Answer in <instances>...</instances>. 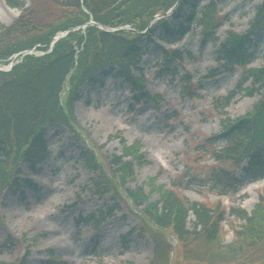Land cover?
<instances>
[{
	"label": "rangeland",
	"instance_id": "rangeland-1",
	"mask_svg": "<svg viewBox=\"0 0 264 264\" xmlns=\"http://www.w3.org/2000/svg\"><path fill=\"white\" fill-rule=\"evenodd\" d=\"M23 1L29 9L27 20L37 16L42 23H52L60 16L51 0ZM209 1L203 0L199 8ZM262 1L217 0L215 17L219 26L205 46L198 23L175 47L164 44L167 49L179 48L184 52L181 63L173 66V75L157 74L164 66L155 50V43L163 33L159 28L152 37L154 44L144 40L147 54L143 56L141 74L146 81L141 88L114 78H108L103 88L82 86L73 112L76 128L81 130L84 140H79L66 126L49 125L44 132L47 158L35 165L39 175L31 172L28 161L21 162L17 186L0 188V263L46 264L54 256L70 264H152L154 232L146 228L148 223L142 222L140 210L144 208H135L125 197L126 188L116 186L120 175L111 165L115 156H123L125 145L136 143L145 156V165H136L135 176L126 181V187L132 190L143 187L146 196H150L149 203L160 200L153 191L155 186L175 188L192 204L206 202L215 208L222 201L227 210L221 225L223 245L228 247L236 242V233L245 222L231 215L230 210L250 214L264 197V179L251 180V173L243 170L248 159L239 166L215 160L223 155L227 144L209 140L224 132L225 120H237L251 113L263 92L253 96L244 92L251 89L250 79L243 81L244 89L239 93L238 84L246 76L243 68L229 74L216 62L215 54L230 32L240 35L251 30V21ZM181 9L183 18L194 10L190 4ZM21 14L22 9L0 0V23L5 27ZM256 38L257 58L248 68L264 65V31L258 32ZM134 74L139 77L140 72ZM232 92L236 96L221 114L220 99ZM88 144L98 155L100 169L90 171L86 166L81 152ZM224 168L233 187L224 188L218 182ZM104 175L109 181L101 196L95 181L102 185L99 178ZM28 179L32 186L23 184ZM152 179L156 180L153 185L149 183ZM225 191L228 196H219ZM112 208L115 211L111 212ZM195 222V216L191 215L188 223L191 232ZM46 226L61 230L55 234L63 240L61 247L50 244L44 233ZM164 239L174 250L171 263L165 264H264V242L224 258L216 256L217 250L205 243L182 244L170 235ZM64 245L70 250L62 249Z\"/></svg>",
	"mask_w": 264,
	"mask_h": 264
},
{
	"label": "trees",
	"instance_id": "trees-1",
	"mask_svg": "<svg viewBox=\"0 0 264 264\" xmlns=\"http://www.w3.org/2000/svg\"><path fill=\"white\" fill-rule=\"evenodd\" d=\"M203 0H51L57 6L60 16L54 22H41L37 16L27 20V4L23 0H7L13 8L23 9L21 18L10 27L0 23V66L11 62V57L34 47L46 52L43 57L35 55L23 57L20 64L15 65L11 72L0 71V188L11 184V177L16 174V167L21 160H29L35 171V161L46 158L44 132L51 124H59L73 130L79 140H84L81 130H77L74 106L80 99L82 86L105 87L108 78L123 80L134 88H141L145 77L134 76L133 70H141L145 38L153 44L150 37L156 28L163 32L160 39L169 44L183 40L193 31L198 23L201 25L204 46L210 37L215 36L217 23L216 2L210 0L204 8L199 5ZM180 3L179 11L174 14L177 23L167 20L160 21L142 34L158 14L168 11L174 4ZM190 4L193 12L183 18L181 8ZM26 11V12H25ZM99 23L104 30L89 26L85 31L76 30L87 25L90 18ZM37 18V19H35ZM131 26L138 33L120 31L107 33L109 29ZM247 34L230 32L226 41L220 44L215 56L226 72L235 68H244L257 58L258 32L264 31V0L256 8L254 19ZM76 30V31H75ZM68 32L65 38L58 40L52 52L51 44L59 33ZM215 40V37L213 38ZM157 53L163 57L165 66L158 75L174 71L176 59H182L183 53L178 50L168 52L156 46ZM238 85V92L243 91L253 96L262 91V99L251 113L237 120H225L224 132L210 141H225L226 150L216 160L240 165L246 159L249 163L244 169L251 173V180L264 178V65L245 72ZM252 80V87L242 89L243 81ZM243 90V91H242ZM236 94L230 93L220 99L222 109L230 106ZM134 98H137L136 96ZM145 98H149L145 95ZM213 143V142H212ZM209 143V144H212ZM89 145V144H88ZM123 156H115L111 165L120 175L119 183L126 188L125 197L143 214V224L154 232L155 254L152 264L171 262L173 252L171 243L164 237L170 235L179 242L190 244L205 243L213 246L217 255L224 258L228 254H236L243 248H250L264 242V197L249 214L243 210L231 214L244 221V226L236 233L237 241L228 247L223 245L222 223L224 210L222 205L210 207L208 204H191L184 196L164 186L153 187L160 200L149 203L143 187L132 190L126 187V181L135 175L136 165H145V156L140 153V144L125 145ZM81 155L90 171L100 169L98 155L89 145ZM219 176L220 185L233 187L228 182V170L222 169ZM102 172V171H101ZM100 182L95 181L97 192L105 194L109 177L101 176ZM102 180V181H101ZM235 183L238 180H234ZM156 180H149L153 185ZM148 183V184H149ZM26 184H30L29 181ZM147 184V185H148ZM193 213L197 221L194 230H189V214ZM5 264V263H0ZM46 264H66L51 259Z\"/></svg>",
	"mask_w": 264,
	"mask_h": 264
},
{
	"label": "bare ground",
	"instance_id": "bare-ground-1",
	"mask_svg": "<svg viewBox=\"0 0 264 264\" xmlns=\"http://www.w3.org/2000/svg\"><path fill=\"white\" fill-rule=\"evenodd\" d=\"M53 189V188H52ZM51 189V190H52ZM44 221H40V223H43ZM48 226H46V229H44V233H47V236L49 237V242H50V244L52 245V246H57V247H61V245H63L62 243H63V240L60 238V237H56L55 236V234L57 233V232H60L61 230L60 229H50V227L49 228H47ZM57 234H59V233H57ZM66 245H64V248H62V249H65V251H69V248L66 246Z\"/></svg>",
	"mask_w": 264,
	"mask_h": 264
},
{
	"label": "water",
	"instance_id": "water-1",
	"mask_svg": "<svg viewBox=\"0 0 264 264\" xmlns=\"http://www.w3.org/2000/svg\"><path fill=\"white\" fill-rule=\"evenodd\" d=\"M89 24H91V25H95V26L97 25L96 23H93V22H90Z\"/></svg>",
	"mask_w": 264,
	"mask_h": 264
}]
</instances>
